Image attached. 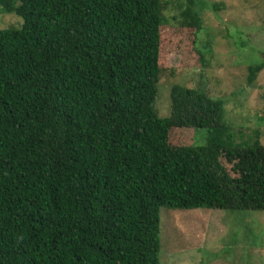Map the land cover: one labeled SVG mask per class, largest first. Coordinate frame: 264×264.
<instances>
[{
  "label": "trees",
  "instance_id": "obj_1",
  "mask_svg": "<svg viewBox=\"0 0 264 264\" xmlns=\"http://www.w3.org/2000/svg\"><path fill=\"white\" fill-rule=\"evenodd\" d=\"M167 3L0 0L23 19L0 29V264H161V207L264 211V144L225 98L173 84L159 113Z\"/></svg>",
  "mask_w": 264,
  "mask_h": 264
},
{
  "label": "rangeland",
  "instance_id": "obj_2",
  "mask_svg": "<svg viewBox=\"0 0 264 264\" xmlns=\"http://www.w3.org/2000/svg\"><path fill=\"white\" fill-rule=\"evenodd\" d=\"M197 0L200 27L183 23L187 0H168L161 28L160 65L164 69L157 107L171 114L173 84L200 86L213 97L225 98V121L242 127L244 139L260 133L264 144V68L254 83L248 67L264 61V0ZM197 6V7H196ZM23 19L0 6V29L20 28ZM212 63L202 71L198 57ZM206 129L198 130L197 136ZM199 141V139H198ZM223 162L232 170V164ZM161 264H264V211L160 208Z\"/></svg>",
  "mask_w": 264,
  "mask_h": 264
}]
</instances>
